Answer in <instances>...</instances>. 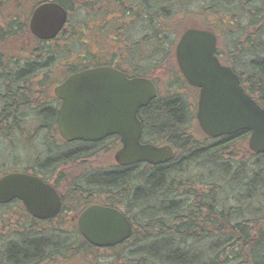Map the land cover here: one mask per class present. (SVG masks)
Here are the masks:
<instances>
[{
  "label": "trees",
  "instance_id": "1",
  "mask_svg": "<svg viewBox=\"0 0 264 264\" xmlns=\"http://www.w3.org/2000/svg\"><path fill=\"white\" fill-rule=\"evenodd\" d=\"M44 1L0 0V176L19 169L34 172L33 159L46 165L42 169L52 180L58 167L91 154V143L50 139L45 132L30 143L20 141L23 125L31 120L44 116L41 124L36 121L34 134L56 127L44 109L39 106L38 118L35 107L29 106V92L37 88L33 77L60 63L70 73L99 62L113 63L116 56L122 65L128 58L130 63L124 65H131L132 73L165 87L140 110L142 139L170 144L174 156L158 164L95 168L85 176L87 181L82 178L85 172L78 177L86 188L96 185L105 203L122 206L135 224L131 237L117 246L128 244L130 264H264V152L248 149L246 130L215 138L203 134L195 115L197 100H191L184 87L197 89L186 83L176 66L174 47L186 28L171 20L190 14L188 5L193 0H53L68 10L69 18L52 42L38 41L28 30L31 11ZM208 1L200 0L201 5L192 10L202 19V25L193 27L220 29V34L214 31L221 40L218 58L238 74L246 92L264 108V0ZM79 9L84 13L81 20L72 16ZM146 15V33L132 39L134 23ZM20 37L34 39L37 47L20 46L16 43ZM144 39L149 48L142 47ZM55 42L56 55L49 46ZM7 46L14 47L5 52ZM102 48L105 56L100 61L97 51ZM117 50L118 55L111 54ZM160 70L163 79L156 77ZM112 140L114 149L119 145L117 135ZM17 149L25 152L21 159ZM29 149L39 150L34 151L35 158L31 159ZM8 158L14 167L5 163ZM22 159L24 165L17 167ZM192 167L204 169L205 175L190 173ZM20 203L0 204V264H44L57 257L63 242L68 243L62 253L67 258L95 249L76 229L70 231L73 240H60L54 228L41 230L53 220L33 218ZM12 206L14 211L9 210ZM38 231L46 239L37 237L28 243V237Z\"/></svg>",
  "mask_w": 264,
  "mask_h": 264
},
{
  "label": "water",
  "instance_id": "2",
  "mask_svg": "<svg viewBox=\"0 0 264 264\" xmlns=\"http://www.w3.org/2000/svg\"><path fill=\"white\" fill-rule=\"evenodd\" d=\"M67 22V11L54 1L39 3L31 12L28 29L39 39L54 38ZM217 37L207 29L186 28L175 46L178 69L187 83L198 88L196 119L203 134L215 138L249 131L248 149L264 152V108L242 87L238 75L220 62ZM61 98L58 131L68 141H95L109 134L119 136L118 164H158L173 158L170 144L140 141L138 110L156 97L153 82L127 77L110 67H96L70 75L55 88ZM18 199L28 213L40 220L61 209L55 188L35 175L10 172L0 177V204ZM82 236L95 246H113L127 239L130 221L113 208L91 205L77 219Z\"/></svg>",
  "mask_w": 264,
  "mask_h": 264
},
{
  "label": "flooded vegetation",
  "instance_id": "3",
  "mask_svg": "<svg viewBox=\"0 0 264 264\" xmlns=\"http://www.w3.org/2000/svg\"><path fill=\"white\" fill-rule=\"evenodd\" d=\"M68 18H69V12H68ZM65 27H66V25L60 31V33L63 30H65ZM57 36H55L52 39H47V40L46 39H39V38H37L35 36H33V37H34V39H36L38 41H44V42L51 41L52 42ZM97 52L101 53V51H97ZM101 54H102L103 57L105 56V52H102ZM111 54L118 55V50L115 51V52H112ZM103 57L100 58V61L103 59ZM118 63H119V61H118V58L116 56V58L114 59L113 63H107V64L102 63L101 64V62H99L97 65L84 66L81 69L75 70V71L70 72V73H68L65 68H62L60 70L61 71L60 75L55 77V78H54L53 74L56 71H53V70L51 71V69L49 71H45V72H41L40 71L37 76L33 77V81H34L33 84H35L37 86V88L34 91H30L29 90L30 91L29 92L30 93V97H31L30 102H29V106L31 104V108L35 107V110L38 112V115H37L38 118L40 117L39 106H40V111H42V109H44L43 113L45 115L51 116V120L50 121H56V127L53 128V129L52 128L50 129V127H52V126H47L46 128L40 129V131H36L35 134H34L33 131H30L31 132V137L32 136L33 137H38L41 134H43V132H45V135L48 136V138H50V139H52V138L54 139L55 137H58L59 139L65 141V142H74V141L88 142V143H91V145L88 147L91 150L90 151L91 154H88L89 155L88 157H92V155H96V154H98L99 152H102V151H106L108 153L109 152H113V162H112V164L113 165L114 164L119 165L114 159L115 152L121 147V142H120L119 136L117 134H109V135L105 136L104 138L99 139V140H95V141H90V140H72V141H67V140L62 139V136L59 134L58 126H57L58 120H59V108H60V105L62 103V100H61V98H59L55 94V88L58 87L59 85H61L70 75L75 74V73L80 72V71H83V70H88V69H92V68H96V67H102V66L110 67V68L116 69V70H118L120 72H123V73L126 74L127 77H145V78L150 79L149 77L135 75L134 73H132L131 65H129V67H127V65H124V63H130L128 58L124 59V62H123L122 65H119ZM39 82L42 85H40ZM154 86L156 88V91H158L157 86L155 84H154ZM48 89H49L50 92L48 91ZM157 95H158V93H157ZM34 96H37V97H34ZM38 96H39V99H38ZM197 97H198V90H197ZM141 108H143V107H141ZM141 108L138 110V118L141 121V126H142V120L140 118V110H141ZM29 113H31V112H29ZM43 119H44V116H43ZM43 119L41 117V118L37 119L36 121L39 122V124H41L43 122ZM142 133H143V128H142ZM142 133H141L140 141L142 143H150V142H145L142 139ZM114 135H117L118 141H119V145L115 146V148L112 149L110 147V144L113 142L112 137ZM38 144L39 143H35L34 146H37ZM152 144H154V143H152ZM155 145L159 146L161 144H155ZM30 146H31V144H30ZM34 151H39V150H32L31 151V155H33V156H31V159L35 158L34 157ZM29 157H30V153H29ZM88 161L89 160L86 159V161H80L79 163L78 162L76 163L77 165L82 164V167H84L87 170L84 174H82V178H84V179H85V176L90 173L89 171H91V170L96 168L93 164L88 163ZM32 162L34 163V165L36 167V168H34V172L31 171L32 170V168H31L30 171H29V169H19V170L9 171V172H6L4 174L10 173V172H24V173H28V174H31V175H35L36 177L40 178L44 182L49 183L50 185H52L55 188L58 196L60 197L61 209L54 217H52L48 221H50V220L54 221L56 219H60L61 220V219L64 218V221H62L64 223V225L63 226H58L57 227L58 229H60L62 231H75V232L77 230V232H79L78 227H77L78 216L81 214V212L85 208H87L88 206H91V205H100V206L116 209V210L122 212L125 215V217L128 218V215L124 212L125 210L123 208L120 209L119 206H117V205L107 204V203L104 202V200H105L104 199V195L101 197L99 188L96 185L92 186V184H91V185L88 186V188H86L84 181L81 178H78V176H77L76 178H74L75 180H73V182L71 183V186L67 187L68 191H66V189H62V187L60 185V180H62V179L65 180V173H67L66 170L61 169V166L58 167L59 169L55 172V174H53L52 180H49L47 177H49L50 173L47 170L42 169V168H46V165L39 164V162H37V161H35L33 159H32ZM68 164H74V163H68ZM68 164H66V165H68ZM39 170H42L43 172H41V173H43V174L37 173V171H39ZM4 174H2V175H4ZM79 177H80V175H79ZM62 190H65V193H67L66 194L67 195V200H65L66 197L62 193ZM115 201H116V199H115ZM20 204L23 205L22 203H20ZM24 208H25V206H24ZM25 210H26V208H25ZM26 212L28 213L27 210H26ZM28 214L30 216H32L30 213H28ZM32 217L37 219L34 216H32ZM37 220H40V219H37ZM128 220H129V218H128ZM130 223H131V221H130ZM70 225H72L71 228H69ZM131 226H132V223H131ZM133 230L134 229H133V226H132V232H133ZM34 233H35L34 237H37V234H36L37 232H34ZM123 242H121V243H123ZM95 248L99 249V248H107V247L106 246H95ZM65 250H67V248ZM54 264H58V263H54ZM59 264H65V263L59 262Z\"/></svg>",
  "mask_w": 264,
  "mask_h": 264
},
{
  "label": "rangeland",
  "instance_id": "4",
  "mask_svg": "<svg viewBox=\"0 0 264 264\" xmlns=\"http://www.w3.org/2000/svg\"><path fill=\"white\" fill-rule=\"evenodd\" d=\"M205 1L209 2L208 0H205ZM245 1L246 0H237L236 2L238 4H245ZM233 2H234V0H233ZM200 3H201L200 0H193V2L188 5V9H190L189 10L190 14L174 16V18L171 20V24H172V21H173L175 23V25H178V26L182 25V26H184V28L193 27L195 25H197V26L198 25H202V19L200 20V17L197 14L191 13V12H193L192 10H196L195 8L198 5L199 6L201 5ZM180 9H182L181 6H180ZM73 15H74V17H79L80 20L84 17V13L81 12L80 9L77 10V12H75V13L72 12V16ZM134 24H135V26H134L135 29L133 30L134 31L133 33H134L135 37H133V36H131V37H132V39H139L142 36V34L146 33V27L149 24V16L146 15L145 19H143V18L137 19ZM244 24H245V21L242 20L241 21V25L244 26ZM213 26H214V28H213L214 31L215 32H219L220 29L217 28L215 25H213ZM219 34H220V32H219ZM20 39H21V41L20 40H16L17 44H21L20 46L23 45L24 47H29L31 49H33L35 46L37 47V42L34 39H32V38L20 37ZM220 43H221V40H218V46H220ZM3 45H6V44H3ZM59 45H61V43H59ZM49 46H50V49H51L52 53L54 55H56V52L59 51L58 47L56 45V42L55 43H50ZM13 47L14 46H11V47L7 46V48L4 51L7 52L9 49H11ZM142 47L149 48L148 39H144L142 41ZM17 48H18V46H16L14 48V50H17ZM99 51H101V53L104 52L103 48L100 49ZM222 51H224V50H222ZM101 53L97 52V55L100 56V57H103ZM221 56H222L223 59L226 60L225 54H223V55L221 54ZM166 67L170 68L168 66V62L166 63ZM61 69H62V64L61 63L59 65H56V66L52 67L51 71L52 70L56 71L53 74L54 78L60 75V72H61L60 70ZM161 74H162V70H160L157 73V76H156L157 79H160V78L163 79V75H161ZM156 86H157V88L160 91H163L165 89L164 85L160 84L159 82H157ZM49 89H48V91H49ZM184 91L187 93L186 95H188V97L191 100L193 98H195L197 100V92L195 90H192V89L188 88L187 86H185L184 87ZM34 97H37V96H34ZM38 99H39V96H38ZM35 127H36V121H34V120H31V121L27 122V124L23 125L22 132L19 133L20 134V138H21L20 141L23 142V140H24L27 143L28 142L30 143V141L33 139V136L31 138H29L30 135L28 136V134H31L30 131L33 130ZM192 128H194V124H192ZM152 136H155V135L152 134ZM20 145H21V143H20ZM27 149H28V147H27ZM29 151H32V149H29ZM15 152H16V156L18 157L17 159H21L19 155L23 156V153H25L23 150L18 151V149L15 150ZM20 152H22V153H20ZM86 159L89 160L88 163L93 164L96 168L106 167V166L111 165L112 162H113V152H109L108 153L106 151H102V152H99L96 155H92V157H87ZM86 159L83 160V161H86ZM80 161L78 160V161H74V162H71V163H75V162L79 163ZM5 163L9 167H14L15 166L12 158H8L5 161ZM23 163H24V159H22L16 166L17 167H21L22 165H24ZM198 168H193L192 167L190 173H195L196 172V173L205 175V170L204 169H198ZM61 169H64V170L67 171V173H65V180L64 179L60 180V185H61L62 189H66V191H68L67 187L71 186V183L73 182V180H75L74 178H76L77 176L79 177V175H81L82 173L87 171L84 167H82V164H80V165L68 164V165H65V166L61 167ZM62 193L66 197L65 200H67V195H66L67 193H65V190H62ZM100 195L102 197L104 194L102 192H100ZM118 206H119L120 209L123 208L120 205H118ZM9 210L10 211L11 210L14 211L13 206L10 207ZM129 220L131 221L130 218H129ZM131 223H132V226H133V229H134V225L135 224L132 221H131ZM63 225H64V223L62 221L60 222V220L57 219V220H54L53 222H48V223L43 224L42 227H41V230L54 228L55 229V233L60 235V240H62V239L63 240L64 239H67V240L75 239L76 238L75 235L71 234L70 231H62V230L56 228V226H63ZM71 227H72V225L69 226V228H71ZM35 230H37V229H35ZM37 237H44L45 238V235L38 231L37 232ZM37 237H34V234H32L30 237H28V241L27 242L29 243L30 241H33ZM129 242L130 241H127V243H129ZM66 245H68V243L63 242L61 248L59 250H57V252H56L57 257H55L53 259H50L48 261H44L45 262L44 264H54V263H59V262L65 263V264H130V262H128V260L126 258L127 255H128V253H127L128 244L123 245L122 247L115 245V246L107 247V248L90 249L89 252L86 253V254H81V253L77 252L76 257H73V258H71V257L67 258V257L62 256V252H65V247L64 246H66ZM76 249H77V247H76ZM60 257H63V258H60Z\"/></svg>",
  "mask_w": 264,
  "mask_h": 264
},
{
  "label": "bare ground",
  "instance_id": "5",
  "mask_svg": "<svg viewBox=\"0 0 264 264\" xmlns=\"http://www.w3.org/2000/svg\"><path fill=\"white\" fill-rule=\"evenodd\" d=\"M217 36V35H216ZM66 251V250H65Z\"/></svg>",
  "mask_w": 264,
  "mask_h": 264
}]
</instances>
